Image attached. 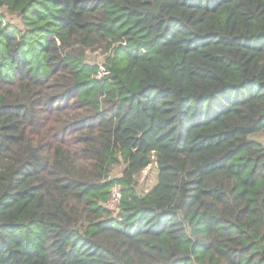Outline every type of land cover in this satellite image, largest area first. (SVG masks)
I'll return each instance as SVG.
<instances>
[{
  "label": "trees",
  "instance_id": "1",
  "mask_svg": "<svg viewBox=\"0 0 264 264\" xmlns=\"http://www.w3.org/2000/svg\"><path fill=\"white\" fill-rule=\"evenodd\" d=\"M0 4V264H264V0Z\"/></svg>",
  "mask_w": 264,
  "mask_h": 264
},
{
  "label": "rangeland",
  "instance_id": "2",
  "mask_svg": "<svg viewBox=\"0 0 264 264\" xmlns=\"http://www.w3.org/2000/svg\"><path fill=\"white\" fill-rule=\"evenodd\" d=\"M87 61L101 63L102 55L97 52H87ZM211 112V110L206 109V115ZM264 144V135L260 136L258 139ZM157 169L155 163L152 162L149 166L141 171L137 177L138 189L140 191L147 190L148 187L152 186L156 180Z\"/></svg>",
  "mask_w": 264,
  "mask_h": 264
},
{
  "label": "built area",
  "instance_id": "3",
  "mask_svg": "<svg viewBox=\"0 0 264 264\" xmlns=\"http://www.w3.org/2000/svg\"><path fill=\"white\" fill-rule=\"evenodd\" d=\"M0 14L8 15V10H7V7L5 5L0 4ZM87 62L96 63V62H90V61H87ZM96 64L98 67L97 73L95 75L96 78L100 79V78L108 75L109 71L106 70L105 67L103 66L102 60H101V63H96ZM120 199H121L120 189L118 187L114 186L110 189L107 198L103 202V206L113 210L120 203Z\"/></svg>",
  "mask_w": 264,
  "mask_h": 264
}]
</instances>
